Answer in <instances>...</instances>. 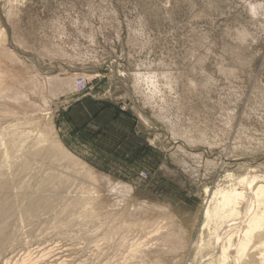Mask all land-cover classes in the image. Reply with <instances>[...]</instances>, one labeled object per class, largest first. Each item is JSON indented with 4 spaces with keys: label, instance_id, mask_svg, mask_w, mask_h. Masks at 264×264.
Here are the masks:
<instances>
[{
    "label": "rangeland",
    "instance_id": "374dc122",
    "mask_svg": "<svg viewBox=\"0 0 264 264\" xmlns=\"http://www.w3.org/2000/svg\"><path fill=\"white\" fill-rule=\"evenodd\" d=\"M263 188L264 0H0V264H264Z\"/></svg>",
    "mask_w": 264,
    "mask_h": 264
},
{
    "label": "bare ground",
    "instance_id": "6f19581e",
    "mask_svg": "<svg viewBox=\"0 0 264 264\" xmlns=\"http://www.w3.org/2000/svg\"><path fill=\"white\" fill-rule=\"evenodd\" d=\"M242 182L245 181L243 180ZM253 182L254 181L250 182L247 185L246 196L244 195V193L238 192L236 189L231 190L223 194L222 200L214 207L212 211L207 212L209 221H211V219L215 217L218 221L222 220V224L220 227H225L222 230H226V233L223 235L221 234V236L219 235V238H223L224 240L226 239V242L224 241L226 243V246H221V248H223L222 255L224 257H227V253L231 247L235 248L238 254L241 253L244 250V246L246 245L247 237L251 233H253L255 231L254 228L257 227V219L253 217V215L257 213V209L255 210L254 208V197L256 195L254 193ZM243 195L245 196V198ZM247 197L248 201L242 210V208H240V200H244ZM34 205L35 203L31 204V206ZM259 222L261 224H264V220H260ZM235 231L237 233H240L236 241L233 240L232 235V233ZM2 232L3 230H0V234ZM232 243L235 244L232 245Z\"/></svg>",
    "mask_w": 264,
    "mask_h": 264
},
{
    "label": "crops",
    "instance_id": "0c3cea01",
    "mask_svg": "<svg viewBox=\"0 0 264 264\" xmlns=\"http://www.w3.org/2000/svg\"><path fill=\"white\" fill-rule=\"evenodd\" d=\"M96 108L97 107L92 101L86 100L85 102L79 104L78 106L74 107L71 110V115L73 114V112H75L77 114L76 117H78L76 119L75 116L72 115L73 116L72 118L75 122L79 121V124L81 123V125L87 124L90 122V125H89L90 129L99 128L100 126H104L105 124H107V122L113 121L114 115L111 111H108V110L100 111L97 108V111L95 112L94 110H96ZM115 123L116 122L113 123V126H118L117 123L116 124Z\"/></svg>",
    "mask_w": 264,
    "mask_h": 264
},
{
    "label": "built area",
    "instance_id": "2783aa9c",
    "mask_svg": "<svg viewBox=\"0 0 264 264\" xmlns=\"http://www.w3.org/2000/svg\"><path fill=\"white\" fill-rule=\"evenodd\" d=\"M79 88L82 90V89H85L86 88V85H85V83L83 82H81V84H80V86H79Z\"/></svg>",
    "mask_w": 264,
    "mask_h": 264
}]
</instances>
